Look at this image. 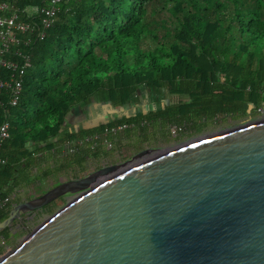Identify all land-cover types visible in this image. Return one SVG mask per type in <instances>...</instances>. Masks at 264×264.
<instances>
[{
  "label": "trees",
  "instance_id": "16d2710c",
  "mask_svg": "<svg viewBox=\"0 0 264 264\" xmlns=\"http://www.w3.org/2000/svg\"><path fill=\"white\" fill-rule=\"evenodd\" d=\"M45 1L11 2L23 9ZM24 51L30 66L16 105L0 91V124H9L0 199H11L0 221L22 198L82 178L90 154L107 155L98 151L103 141H148L145 129L164 134L171 125L198 133L264 108V0H64L44 36ZM137 101L146 109L116 113ZM98 104L111 112L76 123ZM119 125L127 128L111 132ZM87 137L96 138L67 151V142ZM75 166L78 174L64 177ZM8 228L0 233L6 244Z\"/></svg>",
  "mask_w": 264,
  "mask_h": 264
},
{
  "label": "water",
  "instance_id": "95a60500",
  "mask_svg": "<svg viewBox=\"0 0 264 264\" xmlns=\"http://www.w3.org/2000/svg\"><path fill=\"white\" fill-rule=\"evenodd\" d=\"M66 194L0 264H264V119L60 183L0 233Z\"/></svg>",
  "mask_w": 264,
  "mask_h": 264
},
{
  "label": "rangeland",
  "instance_id": "374dc122",
  "mask_svg": "<svg viewBox=\"0 0 264 264\" xmlns=\"http://www.w3.org/2000/svg\"><path fill=\"white\" fill-rule=\"evenodd\" d=\"M159 8L160 5H158V9ZM147 101L150 103L154 102L151 98ZM146 107V104H143L142 101H137L133 104L127 105L124 110H118L117 112L119 113V116L133 115L135 111L137 112L139 110H144L146 109ZM93 110L94 111H90V109L88 111L83 110L82 115L76 117V123L81 124L82 122L88 121L92 116L98 117L102 115L103 117H105V114L111 112L112 109L106 104H98L94 105ZM78 112L77 110H74L75 115H77ZM263 119L264 108L258 109L253 113L249 112L248 115L238 116L234 118H224L221 120H217L214 123H209L198 133H194L191 131L184 134H179L175 132L174 125H171L168 129H165L164 134L155 132V129H145L143 136L147 137L148 141H134L132 143H129V141H124L122 139L119 145L111 142L110 145L107 144L100 147L98 151H107L106 156L101 155L100 152H98V154H96L95 156L93 154H90V156L84 163V168H86L84 176L105 166L120 165L126 163L135 155L137 151L142 149H150L153 152L166 151L181 145H185L187 143H191L204 136L219 133L221 131L231 130L242 125H246ZM157 129L158 128H156V130ZM46 163L48 166L51 164L50 160L46 161ZM73 170L76 171L75 174L72 172ZM78 170L79 166H75V168L67 170L66 176L64 175V177L70 178L73 175H77ZM73 196L74 194H66L62 197V200L59 204H53L46 209L33 212L32 214H25L19 220L14 221L8 228L7 234L10 242L6 244L5 250L2 253V257L15 251L18 247L25 243L35 230L41 227L43 223H45L57 210L63 207ZM18 197L20 196L16 195V198ZM21 198L22 196L20 197V199ZM21 200L24 201L25 199L22 198Z\"/></svg>",
  "mask_w": 264,
  "mask_h": 264
},
{
  "label": "built area",
  "instance_id": "2783aa9c",
  "mask_svg": "<svg viewBox=\"0 0 264 264\" xmlns=\"http://www.w3.org/2000/svg\"><path fill=\"white\" fill-rule=\"evenodd\" d=\"M11 1L0 0V91L6 97L7 105L14 107L21 93L22 77L30 66V55L24 49L29 47L33 39H41L44 36V31L53 24L59 6L64 0H46L42 5L26 6L23 9H17ZM2 106L0 100V107ZM125 128L127 125H119L111 129V132L116 133ZM8 130V122H2L0 149L2 143L9 138ZM94 138L69 141L65 147L68 152H73L74 145L89 142ZM103 142L110 145L107 141ZM10 200V197L0 199V210L6 209ZM5 246L6 241L0 235V262L12 253L2 257Z\"/></svg>",
  "mask_w": 264,
  "mask_h": 264
},
{
  "label": "crops",
  "instance_id": "0c3cea01",
  "mask_svg": "<svg viewBox=\"0 0 264 264\" xmlns=\"http://www.w3.org/2000/svg\"><path fill=\"white\" fill-rule=\"evenodd\" d=\"M73 115H75L74 110H73ZM46 166H48V165H47L46 162H44L41 167L43 168V167H46ZM39 171L40 170L37 168V169H33L31 173H33L34 175H37L39 173Z\"/></svg>",
  "mask_w": 264,
  "mask_h": 264
},
{
  "label": "flooded vegetation",
  "instance_id": "af4514ba",
  "mask_svg": "<svg viewBox=\"0 0 264 264\" xmlns=\"http://www.w3.org/2000/svg\"><path fill=\"white\" fill-rule=\"evenodd\" d=\"M92 111H94V110H92ZM143 150H146V149H142V150L137 151V152L135 153V155H136L137 153L143 151ZM149 150H150V149H149ZM31 214H32V213H31Z\"/></svg>",
  "mask_w": 264,
  "mask_h": 264
}]
</instances>
